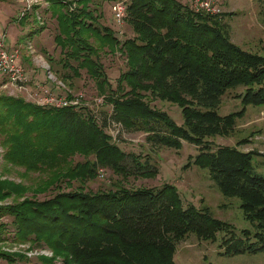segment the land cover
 I'll return each instance as SVG.
<instances>
[{"label": "trees", "instance_id": "1", "mask_svg": "<svg viewBox=\"0 0 264 264\" xmlns=\"http://www.w3.org/2000/svg\"><path fill=\"white\" fill-rule=\"evenodd\" d=\"M45 1L56 19L62 65L74 73L85 69L107 108L100 116L81 102L55 107L0 95L6 163L41 175L34 186L0 178V218L9 217L12 226L0 222V241L7 232L15 243L47 246L61 257L59 264H176L177 244L189 233L212 242L220 235L222 255L264 251L263 154L210 139L229 136L247 104L264 105V55L233 43L222 13L195 11L189 0H123V22L132 35L122 40L98 22L102 14L90 7L94 0ZM105 47L125 58L114 83L99 60L98 49ZM238 87L243 107L220 115L222 96ZM156 100L176 104L182 123L152 104ZM111 122L144 133L150 148L178 149L184 140L195 145L193 163L208 171L222 194L239 199L253 230L237 232L206 206H184L171 184L128 187L130 176L153 178L158 170L149 156L119 147L105 129ZM76 156L80 160L74 162ZM99 169L118 179L107 189L85 190L83 183L96 179ZM73 181L82 185L74 189ZM48 190L55 191L35 197ZM23 257L0 248V259L8 264ZM38 258L55 264L54 257Z\"/></svg>", "mask_w": 264, "mask_h": 264}, {"label": "rangeland", "instance_id": "2", "mask_svg": "<svg viewBox=\"0 0 264 264\" xmlns=\"http://www.w3.org/2000/svg\"><path fill=\"white\" fill-rule=\"evenodd\" d=\"M113 1L115 0H94L90 3V7H98L96 10L101 11L102 14L98 22L111 28L116 37L122 40L131 36L132 31L127 23L122 22L118 25L114 21L111 11ZM75 5L76 2L72 4L73 7ZM221 5V18L228 25L231 41L243 49L264 55V0H224ZM49 8L50 4L45 0H0V39H3L7 49L19 47L21 61L22 57L26 61H34L33 66L36 67L38 80L50 86L53 85L52 88L55 91L52 92L66 96H79L83 105H87L95 114L104 116L103 112L107 107L95 101V98H98L95 83L86 70L81 69L74 73L73 68L70 70L62 65V62L66 60L62 58L60 48L54 41L58 27ZM90 41L94 46H99L93 36L90 37ZM28 42L31 43L33 49L31 51L27 47ZM98 55L104 72L114 83L119 72L124 69V56L119 51L112 52L106 47L98 49ZM70 64L75 65L73 61ZM44 65H49L50 77L47 76ZM240 92L242 88L238 87L227 91L222 96L218 109L220 115L236 112L243 107L241 98L237 96ZM0 95L21 97L26 100L25 94L12 92L5 87H0ZM152 104L164 110L177 124L182 123L181 109L176 104L159 100L153 101ZM105 129L113 135L120 148L126 152L149 156L151 163L158 170L153 178L130 176L126 184L128 187H159L164 183L171 184L178 190L184 206L187 204H193L198 208L206 206L215 218L231 223L237 232L244 228L253 230L251 224L243 217L242 210L239 208V199L222 194L217 184L210 178L208 171L193 163V157L198 153L195 145L184 140L178 149L165 146L150 148L145 143L144 133L126 131L113 122ZM245 138L248 140L240 145L237 144V141ZM210 139L218 146H235L242 151L253 149L262 153L263 156H259V160L263 166L264 105L247 104L244 114L237 118L229 136H215ZM2 151L4 149L0 147L1 179L22 182L29 186L37 184L41 177L38 172L24 173L22 167L6 163ZM76 160L80 159L76 156L73 161L76 162ZM99 173L96 179L83 183L85 190L107 189L118 179L109 169H99ZM72 184L74 189L82 185L78 181H73ZM63 187L65 191L74 190L66 185ZM54 191L38 193L35 197L42 200L51 196ZM31 195L32 192L26 193V196ZM10 200L6 199V201ZM9 220L7 216L0 218V222L8 225V229L11 230ZM3 235L5 239L0 241L1 249L23 253L26 256L14 264H43L38 258L41 256L54 257L55 264L61 262V257H55L47 246L15 243L8 238L7 232ZM219 240L220 235L215 242H212L201 240L195 234L189 233L177 244L174 260L176 264H264V251L222 255L221 248L218 247ZM0 264L8 263L0 259Z\"/></svg>", "mask_w": 264, "mask_h": 264}, {"label": "built area", "instance_id": "3", "mask_svg": "<svg viewBox=\"0 0 264 264\" xmlns=\"http://www.w3.org/2000/svg\"><path fill=\"white\" fill-rule=\"evenodd\" d=\"M221 1L222 0H189V3L195 11L219 14L221 12ZM125 9L126 5L123 0H115L111 5L114 21L118 25H121L123 22ZM27 47L30 51L33 50L30 42H28ZM44 67L47 70L48 77H50L51 73L49 67L47 65H44ZM0 75L2 76L0 87L11 89L12 92L25 94L26 100L35 104L63 107L80 103V97H68L66 95L56 94L44 85L39 84L35 89H30L27 84L26 71L21 62L19 47L14 46L7 49L3 39H0ZM95 100L99 102L101 99L95 98Z\"/></svg>", "mask_w": 264, "mask_h": 264}, {"label": "crops", "instance_id": "4", "mask_svg": "<svg viewBox=\"0 0 264 264\" xmlns=\"http://www.w3.org/2000/svg\"><path fill=\"white\" fill-rule=\"evenodd\" d=\"M224 1V0H223ZM223 1H221V4H222V2ZM222 6V5H221ZM25 56V55H24ZM22 64L24 65V68H25V71H26V78H27V84H28V86L30 87V89H35V87L37 86V85H44V86H46L47 88H49L50 90H52V91H55L53 88H52V86H50V85H48L46 82H44V81H42V80H38V78H37V76H36V71H35V68L36 67H34L33 66V62L34 61H32V60H30V61H26L23 57H22ZM47 66H49V65H47ZM46 72H47V70H46ZM47 76H48V73H47Z\"/></svg>", "mask_w": 264, "mask_h": 264}, {"label": "bare ground", "instance_id": "5", "mask_svg": "<svg viewBox=\"0 0 264 264\" xmlns=\"http://www.w3.org/2000/svg\"><path fill=\"white\" fill-rule=\"evenodd\" d=\"M68 97H79V96H68Z\"/></svg>", "mask_w": 264, "mask_h": 264}, {"label": "clouds", "instance_id": "6", "mask_svg": "<svg viewBox=\"0 0 264 264\" xmlns=\"http://www.w3.org/2000/svg\"><path fill=\"white\" fill-rule=\"evenodd\" d=\"M223 1V0H222Z\"/></svg>", "mask_w": 264, "mask_h": 264}]
</instances>
